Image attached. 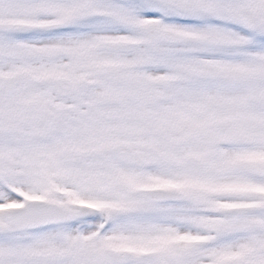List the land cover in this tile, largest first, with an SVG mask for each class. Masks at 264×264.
<instances>
[{"label":"snow or ice","instance_id":"1","mask_svg":"<svg viewBox=\"0 0 264 264\" xmlns=\"http://www.w3.org/2000/svg\"><path fill=\"white\" fill-rule=\"evenodd\" d=\"M0 264H264V0H0Z\"/></svg>","mask_w":264,"mask_h":264}]
</instances>
